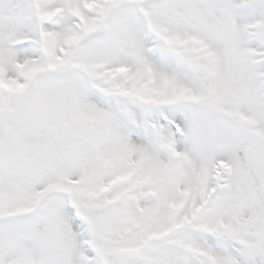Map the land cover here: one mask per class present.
Masks as SVG:
<instances>
[{
    "label": "snow or ice",
    "instance_id": "snow-or-ice-1",
    "mask_svg": "<svg viewBox=\"0 0 264 264\" xmlns=\"http://www.w3.org/2000/svg\"><path fill=\"white\" fill-rule=\"evenodd\" d=\"M0 264H264V0H0Z\"/></svg>",
    "mask_w": 264,
    "mask_h": 264
}]
</instances>
